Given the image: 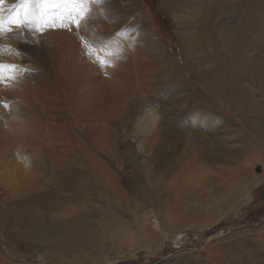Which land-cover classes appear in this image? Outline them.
I'll return each mask as SVG.
<instances>
[{"label":"rangeland","instance_id":"374dc122","mask_svg":"<svg viewBox=\"0 0 264 264\" xmlns=\"http://www.w3.org/2000/svg\"><path fill=\"white\" fill-rule=\"evenodd\" d=\"M82 4L102 9L105 19L117 28L112 35L105 33L110 40L101 46L102 54L88 51L86 59L96 73L88 71L103 83L89 88L90 95L79 97L82 113L78 114L70 92L60 86L63 82L57 79L58 69L49 66L45 49L36 44L34 30L18 21L36 13L32 19L37 32L51 27L67 31L72 24L69 19L80 14ZM82 4L64 0L44 21L39 13L49 5L39 0H4L0 4L4 19L0 25V64L16 66L6 67L0 81V264H257L262 251L253 240H264V162L251 165L253 181L225 215L199 225L194 216L183 212L193 199L176 201L175 190L183 194L188 188L208 190L207 183H199V176L204 174L205 182L218 183V168H210L209 163L206 168L196 160L192 166L157 167L153 160L157 144H164L168 130L182 137L193 107L207 105L244 133H248L247 121L258 125L252 110L245 113L243 122V111L210 88L190 63L182 36L188 38L195 32L194 27L201 24L198 15L190 18L188 12L170 11L163 0H83ZM108 14L113 19H108ZM60 21L65 23L59 25ZM123 36L128 46L133 43L138 47L135 52L142 51L139 65L131 67L133 74L129 76L122 71L126 58L117 57L120 63L114 64L107 52L108 44ZM211 67L202 69L213 77ZM13 75L14 79L9 78ZM255 97L261 100V93ZM89 108L98 114L95 120L84 115ZM196 124L191 123L189 132L201 141L202 132L194 133ZM157 131L154 151L150 137ZM224 136L230 137L226 146L218 144ZM235 137L230 130L220 133L209 142L210 147L216 145V155L226 150L227 155L235 156L237 152L230 149ZM256 144L264 152V144ZM162 150L164 157L173 154L180 158L185 153L170 146ZM215 160L228 163L226 157ZM63 163L75 167L73 180L79 183L84 171L80 163L108 168L111 178L106 182V194L110 200L114 198L113 204L94 191L85 196L84 190L73 194L68 189L69 194H62L63 190L49 188L44 179L53 173V165L60 169L55 180L63 176L70 167ZM162 167L167 174L156 173ZM197 171L203 172L195 176ZM42 183L43 191L35 192ZM161 184L166 189L163 197L157 195ZM99 190L105 188L99 186ZM172 218L176 222L168 225L166 221ZM125 228L131 236L128 244L116 240V232Z\"/></svg>","mask_w":264,"mask_h":264},{"label":"bare ground","instance_id":"6f19581e","mask_svg":"<svg viewBox=\"0 0 264 264\" xmlns=\"http://www.w3.org/2000/svg\"><path fill=\"white\" fill-rule=\"evenodd\" d=\"M163 3L170 11L178 10L180 12H188L187 16L190 18L193 15L195 17L198 15L201 24L194 27L195 32L189 35L188 38L182 36L184 48L186 49V54L190 63L199 69L210 88L229 100V102L234 105V108L243 111L241 112L243 122H246L245 113L248 110H252L255 113L253 117L255 120L254 122L258 124L253 126L247 121L246 130L248 133H244L242 129L236 127L235 123L228 119L225 120V118H222L216 111L209 108L207 105L203 107L196 106L193 107L194 114H190L189 116L192 119L186 124L187 130L180 135L182 137L175 136L168 130L163 137L164 144L161 146L157 144V147L155 142L159 137L160 131L155 132L150 137V146H152V150L157 148V151L154 150L157 154L153 158L157 167L168 166L172 168L182 164L192 166L194 164L193 162L196 160L197 163L204 166H206V163H209L211 164L210 168L213 166L220 171L218 183L212 180H206L205 182V175L201 174L203 171L196 172L195 176L201 174L199 176V183H207L209 186L208 190H206V188H188L186 194H183L181 190H175L176 201L184 199L189 202V200L193 199V202L186 208V212H183L194 216L197 224L206 225L204 223H211L215 219L222 217L234 206L237 202L236 200L245 190V187H249L250 182L253 181L250 178V172H252L251 165L260 161L264 162V152L262 149H258L256 144V142L264 144V0H163ZM82 6L80 14L77 15L75 19H73L72 16L69 19V21H72V24L67 31L51 27L49 30L41 28L40 32H37L34 27L27 25L28 29L34 30L36 44L43 48L42 50L45 49L44 51L47 53L48 59L51 62V64L49 62V66L58 69L57 79L59 82L60 79L63 82L60 86L64 88L65 92H70L69 96L75 100L74 102L77 107L74 108L78 114L82 113L80 110L81 95H90L91 91L89 93V88L94 87L93 85L96 83L100 85L103 83V80H101L102 82L99 81V77H92V74L94 72L96 73V70L86 59V56H88L87 54L91 52V50L102 54V50H100L101 46L103 48L107 45L108 40H110V38L107 39L104 36L105 33H107V35H112L117 28V25L105 19V15H103L101 11L102 9L94 6L89 7L88 5L84 7V4H82ZM69 12L72 13L71 10H69ZM112 16H109V14L107 15L108 19H113ZM0 18L4 21L2 13L0 14ZM177 18L179 21L180 17ZM202 20H204V22H201ZM62 23L65 22L60 21L59 25ZM63 26H65V24ZM147 39L148 38L145 36L142 37L143 41ZM108 45L110 49H107V52L110 57L112 56L114 58V64L120 63L117 57L126 58L127 62L123 63L122 71H125V74L128 76L132 75L133 72H131V67L133 65H139L142 51L139 50L135 52L133 49H137L138 47L133 43H130L128 46L124 36L119 37L118 41L113 39V45ZM208 48L211 51H209ZM145 51L147 50L145 49ZM206 65L212 66L211 69H208L210 72L212 71L211 74L213 73V77L208 76L204 72V69H202L205 68ZM88 69L93 70V73L88 71ZM117 74L118 72L116 75ZM66 80L75 81L77 84L69 85L65 83ZM150 92H153V90L151 89ZM258 92L261 93V100L255 97V94ZM1 95L2 93L0 92V96ZM195 97L197 98L198 96ZM89 104L91 107L97 108L96 104L95 106H92L91 103ZM87 112H84V115H88L92 120H95L94 118L98 116V114L95 115L94 111L90 108ZM241 118L239 119L241 120ZM194 122H197V129L194 130V133L198 134L202 132V134L200 133L201 135H199L203 137L201 141H198V139L194 140L189 132L192 128L191 123ZM208 125L213 127L219 125V127L212 128ZM140 126L143 129V125ZM146 128L150 129L149 126H146ZM228 130L236 133V142L230 149H234L237 154L235 156L227 155L228 152L225 150L223 155H216L214 153L216 145L210 147L211 143L209 142L215 139L218 134H223ZM230 137L224 136L218 144L226 146L227 142L230 141ZM38 139L39 138H37V140ZM1 140L3 139H0V141ZM35 141L36 139L34 137L32 143ZM164 146H170L175 150H180L181 152L185 151V153L181 155L180 158L176 155L173 156V154L164 157V152L162 150ZM193 146L195 147L193 148ZM87 154L92 160L96 161V157L88 152ZM216 157H226L228 163L221 164L215 160ZM246 157H250V161L241 162V160ZM63 165L70 166L63 176L55 180V173L60 169L57 165H53V173L48 179H44L49 188L53 190H63L64 192L62 194H69L67 193L68 189L72 190V192L74 191L73 194H80L82 190H84L85 196H87L88 192L94 191L95 194L100 197L106 196L110 204H113L114 198L110 200L106 194L108 190L106 189V182L111 178L109 174L111 171L108 168L102 165L97 166L95 164H90L87 166L86 163H80L84 171L81 172L83 182L79 183L73 180L76 175L73 171L75 167L68 163H63ZM150 173L151 170L148 169L146 176L149 177ZM156 173L167 174L168 171L162 167L157 169ZM178 174L181 175V173ZM76 179L78 180V178ZM99 186H103L105 190H99ZM159 186L160 184H158V187ZM163 186L164 184H161V187L157 188V195H161V197H163V192L166 190L163 189ZM170 187L175 189L172 185H170L169 188ZM43 188L42 183L35 187V192L43 191ZM134 188L136 190V187ZM173 221L175 220L172 218L169 219V221L167 220L166 223L170 225ZM187 222L185 221V224H187ZM116 235V240L122 244H128L131 241L128 228H125L123 232H116ZM261 242H264V240L258 243H255L253 240V245L255 244L256 247L259 246L262 251L257 257V264H264V243Z\"/></svg>","mask_w":264,"mask_h":264},{"label":"snow or ice","instance_id":"6c2138e0","mask_svg":"<svg viewBox=\"0 0 264 264\" xmlns=\"http://www.w3.org/2000/svg\"><path fill=\"white\" fill-rule=\"evenodd\" d=\"M4 0H0V4H3ZM40 3L42 4H46V5H49L48 8L44 9L43 11H41L39 13V19L41 21H44L45 20V17H47L49 15V13L53 10V9H58L61 7L62 3L64 2V0H39ZM79 3H83V0H78ZM36 16V13H30L28 15H26L23 20L21 21H18L19 23H22V24H26V25H29L31 27H34V22H33V19L32 17H35ZM0 24H2V18H0ZM2 27H0V31H2ZM15 68L16 66L15 65H4V64H0V81H3L4 80V69L5 68ZM9 78H12L14 79V75L12 77H9Z\"/></svg>","mask_w":264,"mask_h":264}]
</instances>
